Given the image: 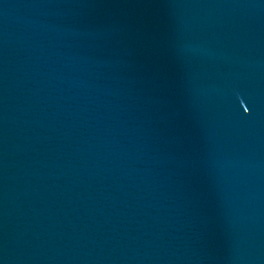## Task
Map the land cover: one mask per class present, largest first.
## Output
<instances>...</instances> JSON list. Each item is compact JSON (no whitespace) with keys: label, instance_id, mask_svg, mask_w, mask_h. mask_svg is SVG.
Wrapping results in <instances>:
<instances>
[{"label":"water","instance_id":"95a60500","mask_svg":"<svg viewBox=\"0 0 264 264\" xmlns=\"http://www.w3.org/2000/svg\"><path fill=\"white\" fill-rule=\"evenodd\" d=\"M0 264H264V0H0Z\"/></svg>","mask_w":264,"mask_h":264}]
</instances>
